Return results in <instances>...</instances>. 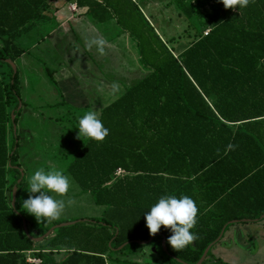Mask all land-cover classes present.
<instances>
[{"label": "trees", "instance_id": "1", "mask_svg": "<svg viewBox=\"0 0 264 264\" xmlns=\"http://www.w3.org/2000/svg\"><path fill=\"white\" fill-rule=\"evenodd\" d=\"M174 3L194 24L196 39L177 52L153 28L155 41L138 36L147 72L101 108L105 138H75L78 147L67 157V170L104 208L102 216L33 240L23 227V219L30 222L11 204L13 187L25 181L18 143L8 149L2 138L0 169L5 160L15 177L7 194L0 184V264H29L28 251L39 264H196L231 221L264 220V0L242 9L220 0ZM48 9L47 0H0L1 112L20 97L19 72L7 59L24 53L17 39ZM78 119H70L73 126ZM161 195L189 196L197 208L190 229L196 238L181 250L168 245L165 226L154 234L146 227L143 213ZM59 223L28 229L38 237ZM146 250L149 262L130 257Z\"/></svg>", "mask_w": 264, "mask_h": 264}, {"label": "rangeland", "instance_id": "2", "mask_svg": "<svg viewBox=\"0 0 264 264\" xmlns=\"http://www.w3.org/2000/svg\"><path fill=\"white\" fill-rule=\"evenodd\" d=\"M173 3L174 0L153 1L151 5H147L144 9L140 3L136 5L127 0L125 10L123 9L120 12L121 15L116 14L117 24H107L108 32L104 33L102 31V38L100 36L95 38L100 40L102 48L107 47L106 43L111 44L110 48L112 50L110 52L112 54H110V59L116 66L123 56L114 53L116 46H112V41L115 35H120L118 41L121 42V48L130 55V64L126 70L104 71L105 73L107 72L112 82L123 83L122 88L124 89L125 86L130 85L147 72L139 57L140 50L136 42L138 36H149L151 40L155 41L153 29L157 28V34H160L163 40L168 43V46L173 47L177 52H181L196 39L197 30L194 24L181 13L176 3ZM146 15L148 18L151 16L155 28L148 21ZM44 25L24 34L19 40L20 44L26 47L33 42H39L44 33H46L44 29L46 28V24ZM55 35L61 37L60 33ZM80 42L82 43V41ZM41 46L38 45L31 54L25 57L28 64L26 67L30 69L26 71L25 75L23 70L18 68V72L21 74L19 75V80L22 77L23 79L26 77L25 84L22 85V88L19 87L22 100L29 104L28 111L24 115V121L38 135L37 137H32V139L31 136H28L26 143L23 145L21 143L20 145L21 151L23 148L26 151L24 152L23 159L25 181L19 188V194L20 196L24 194L25 199H27L29 194L26 191L25 185L29 176L39 168H43L45 171L50 169L61 170L69 178V189L63 196L50 193L53 198L61 199L65 202L62 213L55 220L42 219L40 222H37L34 216L28 214L23 209V213L30 222V226L35 229L45 227L56 221L63 223L77 220H91L92 218L102 216L104 209L102 206L94 203L90 192L81 191L80 185L67 170L69 160L67 157H70L74 153V150L78 147L77 144H79L75 139L78 138L77 133H73L75 126L72 125L70 119H73L75 115L80 118L87 111H94L97 116L98 109L95 105L91 108L82 109L65 103L60 88L58 89L55 86L47 73L49 68L55 67V64L45 59L46 56ZM78 47L81 51L85 52L83 45L79 44ZM87 55L89 58L92 56L89 53ZM53 57L55 58V62L59 64H67L69 61L63 60L64 56L60 53L54 54ZM75 63L79 66L83 64H78V61H75L73 64ZM98 66H103V64L99 63ZM95 73L100 74L102 72L96 69ZM122 88L117 89L121 91ZM117 89L114 90L115 93L116 91L117 93L119 92ZM117 93H113L112 95H117ZM104 94L107 95L106 97H110V94L106 91ZM114 97L112 96L111 99L113 100ZM61 100H63V103L51 105ZM81 140L84 141V137H81ZM36 154L39 157H35ZM64 155L66 157L63 158ZM23 187L26 194L21 190ZM211 252L212 255L208 257L205 264L211 263L210 261L215 260L216 257L232 264H264L263 220L232 223L222 238L214 245ZM60 256L57 255L58 258ZM130 257L142 262H149L150 260L147 250L144 253Z\"/></svg>", "mask_w": 264, "mask_h": 264}, {"label": "crops", "instance_id": "3", "mask_svg": "<svg viewBox=\"0 0 264 264\" xmlns=\"http://www.w3.org/2000/svg\"><path fill=\"white\" fill-rule=\"evenodd\" d=\"M126 1L127 0H79L78 2V0H72L70 2H67L66 0H47L49 9L46 11L44 18L39 20L32 28L34 29L39 26L42 27L45 26L44 24H46V28H44L46 33H44V36L41 37L39 42H33L26 47L22 46L19 40L23 37L24 34H27V32L31 31L32 29H30L29 31H24V33L17 39L19 45L25 49L24 53L20 57L15 59V61L12 60L15 63L17 70L18 68H21L25 75L26 71L30 70L26 67L28 64L27 58L25 57L31 54V52L35 50L38 45H42L41 47H43V53L46 56L45 59L55 64V67L49 68L47 73L49 74V77L50 75H52V82L56 87H58V89L60 88L62 98L65 103L72 104L73 106L82 109H85L87 107L91 108L95 105L98 109V118L101 108L113 101L124 91V89L122 88L123 83L112 82L111 79H109L107 72L105 73L104 71L109 72L112 70H126L128 65L130 64V55L128 52H124L121 48V42L118 41L120 35H115V38L112 41V46H116L114 53L123 56L122 59L120 58L119 63H117L116 66L110 59V54H112L110 52L112 50L110 48L111 44L106 43L107 47L102 48L100 46V40L95 38L98 36L102 38V31L104 33L108 32L106 26L107 24H117L116 14L121 15L120 12L125 8ZM129 1L135 3L136 5L140 3L141 6L145 9L147 5H151L153 1L158 0ZM47 12H49V14H47ZM149 18L148 21L153 26L151 16ZM153 27L155 28V26ZM155 31L158 32L157 28H155ZM57 33H60L61 37L55 35ZM80 41H82V43ZM79 44L83 45L85 52L79 49ZM56 53L62 54L64 56L63 60H69L68 63H56L55 58L53 57ZM88 53L92 55L90 56V58L87 55ZM74 60L78 61V64H83L79 66L75 63V66V64H73L75 62ZM99 63H102L103 66H98ZM1 69L3 68H0V79L3 80L5 74L2 73ZM96 69L102 73L96 74ZM25 81L26 77L25 79H23V77L20 79L19 86L21 88L22 85L25 84ZM117 88H122V90L119 91ZM115 89H117L119 92L117 93L116 91L117 95H112L113 93L116 94L114 92ZM105 91L110 94V97H106L107 95L104 94ZM112 96H115L113 100L111 99ZM63 100L51 105H58L60 103H63ZM28 105L29 104L23 101L22 97L20 96L17 105H14L13 103L6 104V113L1 112L0 109V120L5 126V129L0 128V144L2 138H4V143H6L8 149L16 148V145L14 146V142L16 141V143H18L21 164V177H25L23 159L24 152L26 150L23 148V150L21 151L20 145L21 143L22 145L26 143V139L28 138V136H31V139L32 137L38 136L36 132H34V129L30 128V126L28 124H25L24 121V115L25 112L28 111ZM15 114H17L18 116L16 122ZM35 157H39V155L36 154ZM3 162L5 167L4 169H0V184L3 183L4 193L7 194L8 186L14 180L15 174L14 172L8 171L7 168L9 166V163H5V160ZM1 163L2 160L0 159V168ZM21 180L22 178H19L18 182H20ZM21 190L25 193L24 187ZM24 199L25 195L22 194V196H20L19 188L17 186L16 202L20 206L22 211V201ZM31 229L35 230V228H32V226ZM213 261L214 260L210 262Z\"/></svg>", "mask_w": 264, "mask_h": 264}, {"label": "clouds", "instance_id": "4", "mask_svg": "<svg viewBox=\"0 0 264 264\" xmlns=\"http://www.w3.org/2000/svg\"><path fill=\"white\" fill-rule=\"evenodd\" d=\"M220 2L226 9L233 7L242 9L248 5L249 0H220ZM75 128L80 139L84 137L98 142L108 133V129L103 126L94 111L85 112L78 119ZM25 186L29 195L22 201V206L24 211L35 217L37 222L42 219L55 220L62 213L65 202L50 195L55 193L63 196L69 189V178L61 170L36 169L29 176ZM196 213L195 203L189 196L161 195L143 215L149 234L156 233L161 225L165 226L171 232L166 242L173 250L178 251L189 246L196 238L190 231L195 224Z\"/></svg>", "mask_w": 264, "mask_h": 264}, {"label": "water", "instance_id": "5", "mask_svg": "<svg viewBox=\"0 0 264 264\" xmlns=\"http://www.w3.org/2000/svg\"><path fill=\"white\" fill-rule=\"evenodd\" d=\"M7 62L9 64H11V66L13 67L14 69V72L17 71V67L15 65V63L10 60V59H7ZM16 196H17V186H14V189H13V193H12V207L15 208V202H16ZM20 214V213H19ZM264 217V216H263ZM80 220H77V221H71V222H63V223H59V224H55L53 225L45 234L41 235V236H38V237H34L32 235H30V232H29V229H28V223L26 221V219H23V227H24V231L35 241H38V242H41L43 241L46 237H48L50 235V233L56 229V228H59V227H63V226H68V225H72V224H75L77 222H79ZM238 220H233L231 221L230 223H234ZM241 221H250V219H242ZM225 228H226V225L224 226V228L222 229L219 237L213 241L204 251L202 257L200 258V260L196 263V264H203V262L205 261L207 255H208V252L209 250L211 249V247L213 245H215L223 236L224 234V231H225ZM155 235H153L148 241H138L139 243L141 244H144V243H147L149 241H151V239L154 237ZM122 248V246L120 247ZM163 248L166 250V244H165V239L163 240Z\"/></svg>", "mask_w": 264, "mask_h": 264}, {"label": "built area", "instance_id": "6", "mask_svg": "<svg viewBox=\"0 0 264 264\" xmlns=\"http://www.w3.org/2000/svg\"><path fill=\"white\" fill-rule=\"evenodd\" d=\"M210 29H207L204 31V35H207L208 32H209ZM124 171H122L121 169L118 170L117 174L118 175H121ZM31 251H28V258H27V261L29 262V264H39L41 262V259L37 258V257H34L32 256L31 254Z\"/></svg>", "mask_w": 264, "mask_h": 264}]
</instances>
